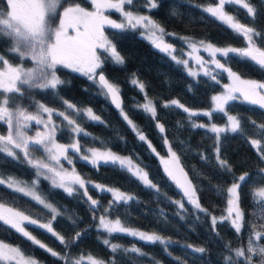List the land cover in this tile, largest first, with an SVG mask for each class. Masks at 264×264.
<instances>
[{
  "label": "trees",
  "instance_id": "1",
  "mask_svg": "<svg viewBox=\"0 0 264 264\" xmlns=\"http://www.w3.org/2000/svg\"><path fill=\"white\" fill-rule=\"evenodd\" d=\"M70 3H79L86 8L91 7L89 0H65L64 5ZM141 3L142 0H134L132 10L150 15L166 29L169 34L166 35V39L175 47L178 57L185 45L184 38L202 40L217 47L243 48L246 46L241 36L234 34L228 27L201 10L208 5L216 4L217 0H158L160 6L156 10H146L140 6ZM250 3L256 10L254 19L247 15L246 10L238 6H226V11L235 15L241 23L254 27L260 34L256 43L264 47L262 43L264 41V2L250 0ZM173 6H175L177 15L171 14ZM4 8V0H0V10ZM125 8L128 9V6L126 5ZM107 13L115 19L120 18L119 13L114 10H108ZM104 33L109 40L115 43L125 63L123 66L113 65L106 58L104 50L100 49L98 54L104 61L103 71L111 81L118 85L124 111L135 123L137 130L141 131L151 142L159 156L153 153L145 142L137 138L135 132L122 119L119 110H116L107 99L98 94L97 89L86 76L71 69L58 66L57 73L64 81L63 86L59 88L58 95L35 89L27 90L26 96L20 98L18 102L27 107L30 112L35 111L34 107H30L33 99L58 110H64L61 99L68 100L78 107H91L101 117L103 123L84 121L81 124V127L92 137L98 138L92 140L89 137H81L82 151L84 147L110 148L115 153L132 156L134 162L139 163L148 172L149 179L158 186L159 191H155L118 168L103 164L93 167L78 159L71 152L69 153L73 164L69 165L65 161L66 166L71 168L72 172L74 165L75 171L90 182L88 193L93 199H97L101 205L106 207L111 200V195L98 192L91 186V182L133 195L135 199L132 202L122 207L118 205L119 210L112 215L119 216L127 227L156 233L171 240L170 246L165 249V246L159 243L145 244L130 236L114 235L112 242L119 243L126 248L137 247L144 254L143 256H125L120 253L115 257L116 264H178V262L182 264H228L225 257L229 254L233 255L234 259H239L240 264H246L243 258H235L234 252L230 253L226 246H230L231 249L246 247L249 225L259 226L264 223V202L255 197L253 192L254 186H264L261 184V177L254 175L258 167L264 169V164L260 163L257 152L250 146L251 139H261V144L264 146V139L251 123L254 121L256 125H264V109L239 100L232 101L226 106V112L238 116L246 131L244 135L222 134L220 156L228 162L236 176L248 173L252 180L251 183L242 185L240 192V207L244 212V227L241 233H235L227 221L218 222L214 230L211 217L215 216L219 221L227 205L226 197L219 192H214L213 187H228L232 180L231 174L221 171L216 166L213 158L215 140L212 134L202 128H191L188 116L182 109L163 105L165 102L178 100L180 104L196 112L210 111L213 108L211 98L221 91L223 84L227 81L226 74L220 72L217 75L218 83L210 80L203 73L196 77L189 75L182 64H177L168 55L156 49L141 35L138 28L119 33L118 30L107 26L104 28ZM10 47L7 39L0 38V55L11 64L21 62L10 54ZM224 59H227V66L242 78L264 82V71L252 63L234 59L231 55ZM224 59H221L222 63ZM24 63L27 64L25 60ZM133 77L138 78L144 84L143 93L130 83ZM145 94L148 99L155 102L157 109L155 120L138 107L145 102ZM54 120L55 123L61 124L60 118L54 116ZM157 121L164 124L165 133L159 132L156 127ZM211 121L223 126L225 115L214 112ZM192 122L208 124L209 118L201 114L193 117ZM36 125L35 122H31V127L34 128ZM28 132L32 133L31 130ZM6 133V125L0 122V135ZM165 135L171 142L172 149L180 157V163L194 183L200 203L203 208L207 209L208 214L199 213L189 205L178 192L174 182L164 172V164L160 157L164 159L169 157L168 146L164 143ZM56 140L65 144L70 142L69 136L59 130L56 133ZM29 148L31 155H42V150L37 147L30 145ZM201 154L209 158V163L200 159ZM17 155L20 157L19 162L0 156V178L11 176L31 185L35 179V169L24 163L19 150H17ZM36 190L63 213L52 224L58 234L67 240L75 236L76 232L83 233L76 244L68 249L70 255L78 257L81 254H91L105 261L112 258L110 251L101 243L107 235L97 231L98 221L92 218L90 205L82 190L69 196L62 189L52 187L43 178L40 179ZM173 201H184V209L178 208ZM0 203L23 211L33 218L40 219L41 222H47L51 218L49 212L35 201L5 186H0ZM96 214L97 217L101 214L100 209H97ZM69 217L74 218L76 222L73 224ZM26 227L32 235L48 247L62 254L65 252L64 246L50 233L35 226L26 225ZM257 230L261 229L257 227ZM0 240L20 247L26 255H31L42 264H63L46 250L32 244L10 227L2 224H0ZM258 243L264 244V239ZM185 246L203 247L206 251L201 257L200 254H193ZM250 264H260V258L253 256Z\"/></svg>",
  "mask_w": 264,
  "mask_h": 264
},
{
  "label": "snow or ice",
  "instance_id": "2",
  "mask_svg": "<svg viewBox=\"0 0 264 264\" xmlns=\"http://www.w3.org/2000/svg\"><path fill=\"white\" fill-rule=\"evenodd\" d=\"M90 3L92 5L91 11L81 7L79 3H70L64 6L65 0H4L5 8L0 10V38H5L10 43V54L20 61H31L34 66L25 68L23 63L14 66L4 56L0 55V66H2L0 67V122H3L7 128V133L0 135V156L19 162L20 157L17 155V150H19L24 163L35 169V179H33L31 185H28L26 182L8 176L7 178H0V186H5L15 193L29 197L47 210L51 218L47 222H41L40 219L33 218L23 211L0 203V224L10 227L32 244L39 246L52 257L62 261L63 264H116L115 257L120 253L125 256L144 255L137 247L126 248L119 243L112 242L114 235L130 236L145 244L159 243L165 246V249L170 246V238L166 239L156 233L126 227L119 216L112 215L119 210L118 205L122 207L132 202L135 199L133 195L116 188L91 182V186L98 192L111 195V200L105 207L88 194V184L90 182L75 171L74 165L71 173L63 169L62 159L67 161L69 165L73 164L72 159L69 157L71 152L78 159L91 164L93 167H99L103 164L118 168L127 172L142 185L159 191L158 186L149 179L148 172L139 163L134 162L132 156L117 154L110 148L101 151L95 147H84L82 151L81 137H89L92 140L98 138L92 137L90 133L81 127V124L84 121L103 123L101 117L91 107H78L68 100L61 99L64 110H58L33 99L30 107H34L35 111L30 112L27 107L18 102L20 98L26 96L27 90L35 89L40 92H52L58 95L59 88L64 84L57 73L58 66L71 69L86 76L97 89L98 94L119 110L122 119L135 132L137 138L145 142L149 149L159 156V153H156L155 148L152 147L151 142L147 140V137L141 131L137 130L135 123L124 111L118 85L111 81L103 71L104 61L98 54V49L104 50L106 58L113 65L123 66L125 63L124 57L117 50L115 43L105 36L104 27L107 25L111 29L118 30L119 33H123L128 29H142L147 35V39L151 41L156 49L168 55L177 64L185 66L189 75L193 77L203 73L204 76L218 83L217 75L223 72L227 73L232 80L230 85L224 86L225 91L223 93L211 98L214 106L210 111H204L203 113L193 111L180 104L178 100L165 102L163 106H175L182 109L188 116L191 128H202L212 134V138L215 140L213 158L216 166L221 171L231 174L232 180L226 188L213 187L214 192H219L226 197L227 207L226 215L221 216L219 221L217 217L212 216L211 223L215 230V225L218 222L227 221L235 233H241L244 227V212L240 207V192L242 185L251 183L252 178L248 173L236 176L228 162L221 158L220 139L222 134L244 135L246 131L242 127L241 119L238 116L226 112V106L230 102L239 100L264 109V82L242 79L231 67L227 66V59H224L231 55L234 59L250 62L264 71V47L256 43L260 34L254 27L241 23L235 15L226 11V6H238L246 10L247 15L254 19L256 10L250 0H217L215 6L201 9L228 27L234 34L241 36L246 42L245 47H217L202 40L196 42L184 38L187 47L190 49L187 53L188 59L178 58L175 47L167 43L164 38L169 34L162 25L150 15L139 14L132 10L134 0H90ZM126 5L128 10L125 8ZM140 6L146 10H156L160 5L158 0H142ZM108 10L118 12L121 16L120 22L105 15L104 13ZM171 14H178L175 6H173ZM69 29H72L75 34L69 35ZM201 49L208 53V60L199 55ZM218 56L220 58H217ZM221 59H224L223 63ZM190 60H194L198 65V71L188 67ZM130 83L142 93L144 92L145 86L138 78L133 77ZM10 104L11 107H9ZM138 107L150 118L156 119L155 102L148 99L146 94L145 102L138 105ZM214 112L225 115L223 126L211 121ZM201 114L209 118L208 124L192 122L193 117ZM54 116L60 118L61 124L54 122ZM31 122L41 125L44 131H37L31 137L27 136L25 129L31 126ZM251 123L253 128L261 135V138L264 139V125H256L254 121ZM156 127L160 133H165L164 124L157 121ZM58 130L69 136V143L57 142L56 133ZM245 139L248 140V137L245 136ZM164 143L168 146L169 154L168 159L160 157L161 162L164 164V172L175 183L189 205L199 213L208 214L207 209L203 208L200 203L195 185L180 165V157L172 149V144L166 135L164 136ZM30 145L45 152L49 162L45 163L32 158L29 152ZM250 146L257 152L260 163L264 164V146L261 144V139H251ZM200 159L205 163H209V158L203 154L200 155ZM254 175L260 176L261 184L264 185V169L258 167ZM41 178L47 180L52 187L62 189L69 196H72L78 190H83V195L86 197L93 214L92 218L98 221L96 224L97 231L107 235V238L102 239L101 243L112 254L110 260L98 259L91 254H81L78 257L70 255L68 249L76 244L83 233L76 232L75 236L66 240L64 236L54 230L53 222L63 213L36 190ZM253 192L255 197L264 202V186H254ZM173 203L181 210L185 207L184 201H173ZM97 209L101 211L98 217L96 214ZM69 220L73 224L76 222L72 217H69ZM26 225L35 226L50 233L64 246L65 252L62 254L48 247L32 235ZM257 227L261 230H257ZM262 239H264V223L259 226L250 224L246 247L241 246L236 249H231L230 246L226 247L229 248L230 253L234 252L235 258H243L246 264H250L253 256H258L260 264H264V244L258 243ZM185 247L193 254H200L201 257L206 251L203 247ZM225 260L228 264H240L239 259H234L231 254L225 257ZM0 264H42V262L31 255H26L18 246L0 242ZM178 264H182V262H178Z\"/></svg>",
  "mask_w": 264,
  "mask_h": 264
},
{
  "label": "rangeland",
  "instance_id": "3",
  "mask_svg": "<svg viewBox=\"0 0 264 264\" xmlns=\"http://www.w3.org/2000/svg\"><path fill=\"white\" fill-rule=\"evenodd\" d=\"M90 1V0H89ZM64 6H67V4L66 5H64ZM208 6H215V4H212V5H208ZM207 6V7H208ZM82 7V6H81ZM85 9H87V10H89V11H91L92 10V5H91V7H89V8H86V7H84ZM126 10H128V9H126ZM108 11H106L104 14L105 15H107V16H109V18L110 19H113V20H116L117 22H120V20H121V16H120V18H118V19H115V18H113L112 16H110L108 13H107ZM139 13V12H138ZM139 14H143V15H148V14H144V13H139ZM120 15V14H119ZM105 27H107V25H105ZM104 27V28H105ZM139 29V31H140V33H141V35L143 36V37H145L146 39H147V35L144 33V31L142 30V29H140V28H138ZM75 33H74V31L72 30V29H69V35H74ZM106 36V35H105ZM165 38V40H166V42L167 43H169L168 41H167V39H166V36L164 37ZM188 39V38H187ZM147 40H149V39H147ZM188 40H192V41H196V42H199V41H201V40H194V39H188ZM150 41V40H149ZM183 41H184V43H185V45H184V47H183V50H182V52H181V54H179V57L178 58H182V59H188V55H187V53L190 51V49L187 47V44H186V42H185V39H183ZM151 42V41H150ZM205 42V41H204ZM207 43V42H206ZM99 50L100 49H98L97 51L99 52ZM101 50H103V49H101ZM199 55H201V56H203L204 57V59L205 60H208L209 59V56H208V53L207 52H204L203 51V49H201V51H200V53H199ZM217 58H220L219 56L217 57ZM25 62H27V64L26 63H24V61H21V62H19V63H17V64H13L14 66L15 65H18V64H20V63H23V66L25 67V68H31V67H33L34 66V63L33 62H31V61H28V60H25ZM222 62V61H221ZM2 67V66H1ZM185 67V66H184ZM188 67H190L192 70H194V71H198L199 70V68H198V65H196V63L194 62V60H190L189 61V66ZM187 70V69H186ZM188 71V70H187ZM235 72V71H234ZM237 73V72H236ZM226 74V76H227V81L223 84V86H222V89H221V91L220 92H218L217 94H215V95H219V94H221V93H223L224 91H225V85H230L231 83H232V80L228 77V75H227V73H225ZM238 74V73H237ZM240 76V75H239ZM241 77V76H240ZM242 78V77H241ZM242 79H247V78H242ZM248 80H253V79H248ZM257 81V80H256ZM214 95V96H215ZM212 107L214 106L213 105V101H212ZM48 106V105H47ZM50 107V106H49ZM52 108V107H51ZM193 111H195V110H193ZM45 118H46V116H45ZM53 120H54V117H53ZM54 122H55V120H54ZM34 129V130H33ZM29 130H31V132L32 133H29L28 131ZM37 131H44V129H43V127L41 126V125H36V126H34V128L33 127H28L27 129H25V134L27 135V136H29V137H31V136H34L35 135V133L37 132ZM31 134V135H30ZM58 142V141H57ZM32 146V145H31ZM32 147H34V146H32ZM98 149H100V148H98ZM29 150H30V148H29ZM101 151H103V150H105V149H100ZM118 154V153H117ZM120 155H122V154H120ZM32 156V158H34V159H38V160H41L42 162H45V163H48L49 161L47 160V154L45 153V152H43L42 151V155L41 156H34V155H31ZM123 156H125V155H123ZM69 157H70V155H69ZM71 158V157H70ZM61 164L63 165V169L64 170H67L69 173H71V168H69L68 166H66V164H65V161L62 159L61 160ZM5 205H7V204H5ZM7 206H9V205H7ZM9 207H11V206H9ZM227 207V206H226ZM13 208V207H12ZM15 209V208H14ZM223 215H226V208H225V210H224V213L221 215V216H223ZM220 216V217H221ZM127 227V226H126ZM130 228H133V227H130ZM133 229H138V228H133ZM139 230H141V229H139ZM143 231V230H142ZM150 233V232H149ZM0 242H3V243H5V244H8V245H11V246H14V245H12V244H9V243H7V242H4V241H2V240H0Z\"/></svg>",
  "mask_w": 264,
  "mask_h": 264
},
{
  "label": "water",
  "instance_id": "4",
  "mask_svg": "<svg viewBox=\"0 0 264 264\" xmlns=\"http://www.w3.org/2000/svg\"><path fill=\"white\" fill-rule=\"evenodd\" d=\"M121 95V94H120ZM122 97V96H121ZM123 100V99H122ZM112 105V104H111ZM114 107V105H112ZM115 108V107H114ZM116 109V108H115ZM117 110V109H116ZM169 158V157H168ZM181 165V163H180ZM182 166V165H181ZM183 167V166H182ZM184 169V168H183ZM184 171L186 172V170L184 169ZM188 178L190 179L189 175ZM191 180V179H190ZM192 181V180H191ZM193 183V182H192ZM175 184V183H174ZM194 184V183H193ZM175 187L177 188V186L175 185ZM178 192L182 195L181 191L177 188ZM83 191V190H82ZM89 194V193H88ZM90 195V194H89Z\"/></svg>",
  "mask_w": 264,
  "mask_h": 264
}]
</instances>
